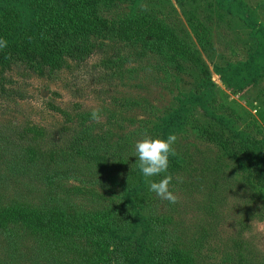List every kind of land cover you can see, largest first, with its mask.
<instances>
[{
    "label": "trees",
    "instance_id": "1",
    "mask_svg": "<svg viewBox=\"0 0 264 264\" xmlns=\"http://www.w3.org/2000/svg\"><path fill=\"white\" fill-rule=\"evenodd\" d=\"M150 1L0 0V38L7 41L0 49L2 72L45 77L75 64L101 70L100 82L139 75L144 72L139 65L151 54L144 52L147 41L144 51L133 41L149 27L175 33ZM175 1L214 9L249 34L248 58L216 67L226 90L240 92L264 77V23L246 0ZM185 15L194 42L175 36L176 47L169 53L156 41L154 53L164 56L166 64L156 60L146 66L164 69L177 86L179 75L192 74L190 65L201 62L197 46L206 51L210 45L205 28L197 26V14ZM99 56L101 65L92 69L91 60ZM194 84L179 90L176 105L164 117L133 121L137 127L128 132L126 120L112 117L98 128L100 121L91 120L90 112L55 137L0 126V264H211L206 248L222 246L220 238L217 244L212 241L223 223L226 192L240 204L244 223L264 221V129L220 97L203 62ZM6 85L0 80V99L24 98ZM117 104L126 110L145 108L136 99ZM169 133L177 136L168 168L173 177L169 188L182 196L175 204L159 202L132 165L137 140ZM179 138L186 143L181 145ZM228 165L234 167L229 175L224 173ZM71 180L79 184L70 186ZM190 203L196 217L186 225L178 208ZM160 205L165 212L160 213ZM233 235L214 264H264V254L244 238L243 228Z\"/></svg>",
    "mask_w": 264,
    "mask_h": 264
},
{
    "label": "rangeland",
    "instance_id": "2",
    "mask_svg": "<svg viewBox=\"0 0 264 264\" xmlns=\"http://www.w3.org/2000/svg\"><path fill=\"white\" fill-rule=\"evenodd\" d=\"M246 1L255 10L259 21L264 23V0ZM161 2L160 4L158 0H151L149 4L158 9L161 19H165L166 24L175 33L172 31L162 32V30L149 27L146 29L143 38L139 37V39L133 41L135 44L142 45V47H139L142 51H144L142 42L147 41L145 45L148 48H145L144 52L151 54L149 55L150 59L139 65L143 66L144 70L139 75L126 76V79L122 81L115 79L110 83L99 81L101 70H81L75 64H70L69 68L45 77L25 71L17 72L13 69L4 74L0 67V80L1 82L6 81L7 90L13 89L24 96L23 99L14 97L9 100L0 99V126H22L31 130L36 129L39 134L44 136L50 135L51 137L53 135L55 137L63 128H72L80 115L91 112L93 108H99L102 118L99 120L98 128H103L112 117L119 118L120 121L126 120L127 122L123 124L126 126L124 130L128 132L137 127L131 125L133 121L156 120L158 117H164L166 110L176 105L175 97L178 95L179 90L187 91L191 86H195L194 83L198 79L201 62H203L212 72V80L222 91L220 97L234 102L239 109H244L264 129V77L259 79L258 83L247 86L240 92H235L225 89L220 76L216 72V67H222L228 63L243 62L248 58V48L251 41H249V34L245 28L240 23L224 16V14H219L207 6L202 5L200 7V4H196V6L192 4L191 7H182L175 0H161ZM189 11L197 14L194 17L199 22L197 26L205 28L206 38L210 40V45L206 51L197 46L201 62L190 65L192 74H180L181 82L179 83L180 86H177V80L170 74L168 75L164 69L157 72L147 69L146 66L155 64L156 60L160 64H166L163 59L164 56L154 53L153 46L156 41L169 53L173 52L176 47L175 36L186 37L194 42L191 26L185 15ZM100 57H94L91 60L92 69L99 68L102 62ZM184 68H187V65ZM124 99H136L143 104L145 101L147 103L144 104V109L136 107L126 110L117 104ZM114 101L115 103H113ZM178 141L180 143L181 139L179 138ZM185 143L182 141L181 145ZM225 172L228 175L232 174L234 167L228 165L226 169L224 168ZM68 184L71 186L79 183L71 180ZM95 187L100 190L99 186ZM223 196L227 199L220 211L221 222L223 223L221 227H218V234L212 241L213 244H217L218 238H220L222 246H207L206 250H208L209 256L212 257L210 263L214 264V262L220 260V249L225 250L227 248L228 240L234 236L236 229L239 228H243L244 238L253 241L255 246L264 254V221L257 218L244 223L240 219V204L232 198L230 193L227 194L226 192ZM177 197L178 200L182 198V196ZM158 200L164 202L160 198ZM190 204L186 209H183V207L178 208L181 211L178 212L181 213V218L185 220L186 225L193 224L196 217L195 205L191 204V209ZM159 209L160 213L165 212L162 205L159 206ZM180 209H183V211ZM157 213L159 212L157 211ZM245 216L248 218L247 214ZM165 245H167L166 241Z\"/></svg>",
    "mask_w": 264,
    "mask_h": 264
},
{
    "label": "clouds",
    "instance_id": "3",
    "mask_svg": "<svg viewBox=\"0 0 264 264\" xmlns=\"http://www.w3.org/2000/svg\"><path fill=\"white\" fill-rule=\"evenodd\" d=\"M5 47H7V41L0 38V49ZM89 118L99 121L102 118L101 110L93 108ZM176 140L175 133H169L165 138L144 136L135 142L132 155L136 157L132 165H135L139 174L146 179L148 191L169 204H175L178 200L177 195L169 188L173 177L168 173L169 157L174 154L173 145ZM158 176L161 178L152 179Z\"/></svg>",
    "mask_w": 264,
    "mask_h": 264
}]
</instances>
